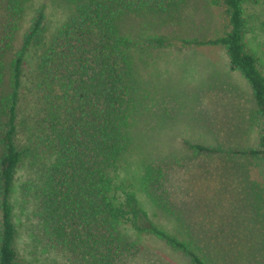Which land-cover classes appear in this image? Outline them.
I'll use <instances>...</instances> for the list:
<instances>
[{
    "label": "trees",
    "instance_id": "trees-1",
    "mask_svg": "<svg viewBox=\"0 0 264 264\" xmlns=\"http://www.w3.org/2000/svg\"><path fill=\"white\" fill-rule=\"evenodd\" d=\"M57 1L69 8L68 17L50 31L45 9L37 8L10 56L26 0H0V264H128L142 251V235L183 253L191 264H207L187 242L154 223L136 194L112 175L131 145L129 127L138 103L134 43L117 21L146 9L164 13L185 0ZM244 1L220 0L221 31L214 39L148 41L160 48H224L263 121L259 149L245 154L264 160V75L243 44ZM19 171L21 197L33 204L37 229L28 236L26 259L15 248L10 202ZM165 179L161 167L148 166L142 185L153 205L170 212Z\"/></svg>",
    "mask_w": 264,
    "mask_h": 264
},
{
    "label": "rangeland",
    "instance_id": "rangeland-1",
    "mask_svg": "<svg viewBox=\"0 0 264 264\" xmlns=\"http://www.w3.org/2000/svg\"><path fill=\"white\" fill-rule=\"evenodd\" d=\"M39 7L45 9L50 31L70 13L57 0H26L10 56ZM243 11V44L264 75V0H245ZM221 23L220 0H185L164 13L146 9L117 21L134 43L138 103L129 127L131 145L112 175L136 194L154 223L187 242L207 264H264V160L245 154L259 149L263 121L248 83L231 68L222 46L160 48L148 41L158 36L214 39ZM31 70L27 59V79ZM148 166H159L166 175L170 212L153 205L143 190ZM23 181L19 171L10 202L18 231L15 248L26 259L28 236L37 229L30 215L33 204L21 197ZM141 237L142 251L128 264H191L161 241Z\"/></svg>",
    "mask_w": 264,
    "mask_h": 264
}]
</instances>
